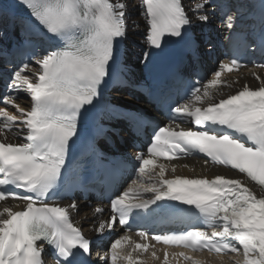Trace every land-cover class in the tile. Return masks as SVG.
Wrapping results in <instances>:
<instances>
[{"label": "snow or ice", "instance_id": "obj_1", "mask_svg": "<svg viewBox=\"0 0 264 264\" xmlns=\"http://www.w3.org/2000/svg\"><path fill=\"white\" fill-rule=\"evenodd\" d=\"M20 3L27 9L35 39L55 46L41 48L32 65L21 63L8 71L0 93V202H22L17 205L20 210L8 205L0 210V264H44L45 245L53 249L56 264H143L133 253L155 248L149 240L166 246L162 264H170L167 246L221 256L235 253L242 256L235 264H264V78L253 72L258 87L245 83L225 93V87L240 79L231 80L227 74L246 67L229 57L218 62L211 78L189 85L180 98L183 102L169 104V123L154 129L146 153L137 156L136 179L110 199L109 215L94 231H112L117 223L127 227L134 210L137 217L178 215L189 227L152 236L138 231L142 243L125 234L92 261V242L70 216L78 205L62 207L48 201L61 187L70 147L79 139V120L95 107L117 45L128 36L129 5L124 0ZM140 6L149 49L163 50L171 41L198 58L202 41L196 28L208 24L217 12L227 30L225 39L264 48V0L258 21H250L241 33L235 29L244 15L243 0H188L187 6L184 0H140ZM133 27L138 25L133 22ZM203 43L211 51L207 40ZM142 56L147 65L152 52L143 51ZM22 93L30 107L17 103ZM9 133L18 142H8ZM195 154L206 158L204 165L210 162L236 175L166 177L169 170L176 171L172 161ZM146 193L151 195L145 198ZM104 212L99 206L94 210ZM124 245L131 250L124 252ZM151 255L159 259L156 251ZM171 257L176 264H199L182 251H173Z\"/></svg>", "mask_w": 264, "mask_h": 264}, {"label": "bare ground", "instance_id": "obj_2", "mask_svg": "<svg viewBox=\"0 0 264 264\" xmlns=\"http://www.w3.org/2000/svg\"><path fill=\"white\" fill-rule=\"evenodd\" d=\"M1 1V0H0ZM124 2H127L129 4V7L131 8L132 12L135 13V17L131 18V21L129 22V32L128 36L125 40L126 44V56H125V62L127 64H130L132 66H136L139 63V59L141 57L140 48L145 45V42L142 38V34L145 29L144 19L141 16V6H140V0H124ZM185 5L187 6L188 0H184ZM212 19V18H211ZM210 19V20H211ZM133 22L138 25V27H133ZM210 23V22H209ZM206 24L207 25H209ZM7 22L2 26L0 25V43L9 44L8 39V30L6 29ZM202 30L205 31V29ZM134 42L132 45L131 42ZM32 65V64H31ZM257 73L259 76L264 78V73L260 72L259 70H255L254 68L251 70L243 69L240 70L238 73L227 75V78L231 80H235L237 77H240L238 83H234L231 88L225 87L223 91L225 93H233L238 88H241L245 83H247L250 87L254 88L259 85V81L255 79V77H250L251 73ZM112 101L117 104H121L122 106H126L124 100L122 98V94L120 92L113 93ZM17 103L20 104L21 107L27 108L28 105V99L24 96V94H21V97L17 100ZM10 112H15L14 109L9 107L8 109ZM10 133L8 134V138ZM13 141L18 142L15 137H12ZM177 165L175 173L173 172H167L169 175L173 174H184L189 176H211L216 172H219V169L210 166V165H203L202 162L198 159H186V160H179L175 163ZM183 165H188V167H183ZM73 202L70 201H64L62 202L63 207H67L69 204ZM20 205L17 201H3L0 204V210H2L3 206L8 205L12 206L14 210L18 209L17 205ZM77 204V203H76ZM78 205V204H77ZM84 208V212L80 209ZM81 211V212H80ZM78 214V220L74 219V216ZM70 216L75 220V223L78 228L84 231L85 234H91V235H98L96 231H94V227L98 226V223L100 220L103 219L102 215H96L93 213V208H87L85 204L78 205L77 210H70ZM80 218V219H79ZM86 218H89L90 221H87ZM129 248V245H127V249ZM155 251L157 252V256L159 259H154L149 253H145V255L141 258V261L143 264H162L163 262V250L155 248ZM169 251V261L170 264H176V261L172 260L171 257V250ZM144 253V252H143ZM196 260L199 261V264H235V261L241 260L242 256L232 253L230 256H217L212 257L209 255L204 254H198L196 255ZM180 264H190V262H180Z\"/></svg>", "mask_w": 264, "mask_h": 264}, {"label": "rangeland", "instance_id": "obj_3", "mask_svg": "<svg viewBox=\"0 0 264 264\" xmlns=\"http://www.w3.org/2000/svg\"><path fill=\"white\" fill-rule=\"evenodd\" d=\"M126 3H127V2H126ZM127 4H128V3H127ZM128 5H129V4H128ZM129 8H130V7H128V19H130V20H129V22H130V21H131V18H132V17H135V13H133L132 10H131V8H130V9H129ZM130 11H131L132 15H131ZM129 16H131V17L129 18ZM83 212H84V211H83ZM74 219H75V220H78V217L75 218V216H74ZM79 219H80V218H79Z\"/></svg>", "mask_w": 264, "mask_h": 264}]
</instances>
